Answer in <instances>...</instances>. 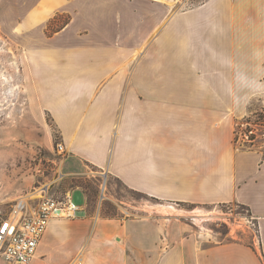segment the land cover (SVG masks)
<instances>
[{
	"label": "crops",
	"instance_id": "0c3cea01",
	"mask_svg": "<svg viewBox=\"0 0 264 264\" xmlns=\"http://www.w3.org/2000/svg\"><path fill=\"white\" fill-rule=\"evenodd\" d=\"M184 2L44 1L71 16L32 54L36 94L70 157L166 204H242L257 239L87 203L51 220L29 264H264V150L235 140L264 104V0ZM42 5L26 21L45 18Z\"/></svg>",
	"mask_w": 264,
	"mask_h": 264
},
{
	"label": "rangeland",
	"instance_id": "374dc122",
	"mask_svg": "<svg viewBox=\"0 0 264 264\" xmlns=\"http://www.w3.org/2000/svg\"><path fill=\"white\" fill-rule=\"evenodd\" d=\"M44 1L0 0V221L22 197L39 198L46 189L49 195L64 198L73 189V202L79 208L88 203L90 214L176 213L189 229L186 232H208L214 241L233 236L248 242L256 240L257 222L245 206L166 204L125 187L104 171L70 157L67 150L59 152V129L42 111L36 94L39 82L32 54L47 36L65 26L71 13L65 8L56 10L58 6H45ZM199 2L185 0L182 6ZM41 4L40 9L48 13L45 18L33 15L26 21L27 14ZM260 114L264 115V104L255 99L249 113L236 125L239 129L242 122L254 124V141L244 142V147L256 144L264 150V117ZM76 187L88 192V200L84 190ZM82 213L80 210L77 215Z\"/></svg>",
	"mask_w": 264,
	"mask_h": 264
},
{
	"label": "built area",
	"instance_id": "2783aa9c",
	"mask_svg": "<svg viewBox=\"0 0 264 264\" xmlns=\"http://www.w3.org/2000/svg\"><path fill=\"white\" fill-rule=\"evenodd\" d=\"M241 126L235 131L236 142L254 141V124L247 121L242 122ZM58 150H66L62 141L58 143ZM78 210L71 192H67L64 198H56L42 189L39 198L27 201L18 199L10 214L0 221V257L6 264H29L51 220L74 217Z\"/></svg>",
	"mask_w": 264,
	"mask_h": 264
},
{
	"label": "trees",
	"instance_id": "16d2710c",
	"mask_svg": "<svg viewBox=\"0 0 264 264\" xmlns=\"http://www.w3.org/2000/svg\"><path fill=\"white\" fill-rule=\"evenodd\" d=\"M260 116L261 117H264V115H262V114H260ZM86 193H88L87 191H85ZM87 196H88V194H87ZM237 204V203H236ZM238 205H242V204H238ZM242 206H244V205H242ZM246 207V206H245ZM247 208V207H246ZM248 209V208H247Z\"/></svg>",
	"mask_w": 264,
	"mask_h": 264
},
{
	"label": "bare ground",
	"instance_id": "6f19581e",
	"mask_svg": "<svg viewBox=\"0 0 264 264\" xmlns=\"http://www.w3.org/2000/svg\"><path fill=\"white\" fill-rule=\"evenodd\" d=\"M21 200H22V201H27V200H29V199H28V198L26 199V197H22Z\"/></svg>",
	"mask_w": 264,
	"mask_h": 264
}]
</instances>
